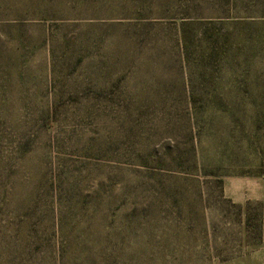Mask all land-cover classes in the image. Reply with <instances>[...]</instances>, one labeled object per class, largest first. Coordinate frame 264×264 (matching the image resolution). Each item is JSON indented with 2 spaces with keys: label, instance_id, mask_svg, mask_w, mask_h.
<instances>
[{
  "label": "rangeland",
  "instance_id": "1",
  "mask_svg": "<svg viewBox=\"0 0 264 264\" xmlns=\"http://www.w3.org/2000/svg\"><path fill=\"white\" fill-rule=\"evenodd\" d=\"M30 3L49 12L27 32L22 75L0 80L27 94L0 101L56 105L55 200L46 217L30 214L18 258L14 232L0 229V264H264V166L254 163L264 155L246 150L248 175L224 176L221 186L211 169L186 162L188 67L173 17L198 0ZM258 86L264 95V70ZM191 87L198 96V81ZM201 146L208 162L226 155L218 136ZM30 162L28 192L41 167L38 141Z\"/></svg>",
  "mask_w": 264,
  "mask_h": 264
},
{
  "label": "trees",
  "instance_id": "2",
  "mask_svg": "<svg viewBox=\"0 0 264 264\" xmlns=\"http://www.w3.org/2000/svg\"><path fill=\"white\" fill-rule=\"evenodd\" d=\"M132 6L141 12L151 8ZM158 8L160 12L167 9L162 2ZM48 12L34 7L30 0H0V80L22 75L27 62V32L38 27L40 16ZM175 12L179 14L173 17L175 43L179 59L188 67L187 112L181 127L190 138L186 162L195 169H211L221 186L224 176L248 175L243 171L246 150L264 155L263 148L257 151L264 144V95L258 86L264 70V0H198V9L186 6ZM40 39L48 42V34ZM12 43L17 48L12 49ZM194 81H198V96L191 87ZM26 94L0 88V98L21 99ZM57 126V107L52 102L33 105L0 101V229L14 232L10 242L14 258L19 257L17 247L25 243L20 233L29 227L30 214L37 210L46 217L53 209L56 173L50 154L57 146L53 135ZM216 136L226 155L218 162H208L201 145ZM36 141L40 144L41 167L28 192L27 184L34 179L30 160ZM260 159L254 162L257 167L264 166ZM217 163L233 169L218 175L213 170ZM11 217L14 221L7 220Z\"/></svg>",
  "mask_w": 264,
  "mask_h": 264
}]
</instances>
